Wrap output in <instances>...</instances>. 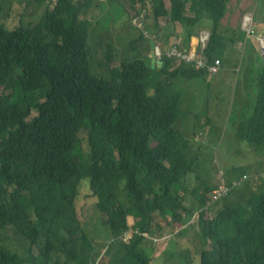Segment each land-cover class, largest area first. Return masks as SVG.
Instances as JSON below:
<instances>
[{"label":"trees","instance_id":"1","mask_svg":"<svg viewBox=\"0 0 264 264\" xmlns=\"http://www.w3.org/2000/svg\"><path fill=\"white\" fill-rule=\"evenodd\" d=\"M103 1L111 11L122 4L127 12V21L117 18L114 30L138 20L127 37L136 54L122 59L113 73L112 44L97 64L107 73H96L92 66L91 32L84 17L94 0H37L44 12L36 21L37 16L21 20L13 30L0 23V264H38L32 251L43 264H89L87 257L76 261L69 244L81 229L79 220L63 236L62 227L52 231L44 217L56 191L76 215L83 187L112 237L122 242L118 254L110 251L112 264H152L153 239L175 225L185 226L199 210L197 231L204 247L209 246L200 252V264H264V178L248 179L242 171L246 180L234 179L226 170L227 183L237 186L210 207L211 217L205 219L209 211L204 209L221 181L219 177L212 185L197 178V156L183 133L182 95L173 79L206 78L207 70L180 65L170 74L173 61L152 68L150 56L136 49L161 42L158 23L165 17L174 27L168 38L182 32L189 50L191 38L206 30L203 55L208 64L219 59L223 69L226 55L240 54L235 49L239 26L236 31L222 24L232 0ZM2 10L0 0V14ZM10 86L16 90L8 92ZM258 86L248 131L242 130L239 139L263 146L264 67ZM191 176L199 183L193 189ZM250 179L256 182L243 187ZM189 193L199 201L197 208L186 206ZM130 229L138 232L125 243L123 235ZM9 230L29 243V256L5 245L2 234Z\"/></svg>","mask_w":264,"mask_h":264},{"label":"rangeland","instance_id":"2","mask_svg":"<svg viewBox=\"0 0 264 264\" xmlns=\"http://www.w3.org/2000/svg\"><path fill=\"white\" fill-rule=\"evenodd\" d=\"M31 1L32 6H29ZM35 1L37 0H2L3 10L0 14V23L6 30H13L19 27L21 20L26 23L25 21H28L29 17L37 16L35 17L36 21L42 16L44 6ZM259 1L232 0L227 18L222 21L225 28L231 26L237 31L236 26H239L238 39L241 37V40L235 49L242 52L241 54L236 52L235 58L226 55L225 66L217 75L193 79L178 76L173 79L175 89L182 95L183 133L192 140L193 151H195L193 154L197 156L195 171L197 178L202 181L206 180L212 185L219 181L220 176L226 177V170L228 177L234 179L246 180L244 179L245 175L248 176V179L257 175L264 178V145L255 146L256 144L239 139L242 130L248 131L247 124L253 115L252 112L255 111L259 93L258 81L264 67V48L261 45V42H264V6ZM262 1L264 2V0ZM94 2L90 14L84 17L89 22L91 32L92 66L96 73H107L105 66L99 68L97 64L99 59L107 54L108 45L112 44L115 49L111 68V73H113L119 68L122 59L133 57L136 54V51L131 50L127 42L133 25L122 28L121 31L113 30L117 18L122 22L128 19L124 6L116 4L111 11L109 5H105L103 0H94ZM100 4L105 7L103 11L98 6ZM125 5L126 9L130 11L129 3ZM167 6H170L169 3ZM255 8L261 17L260 20L259 16H255ZM24 11H26V15L21 17V13ZM158 25L161 28L160 36L165 37L174 32L172 23L165 17L159 19ZM102 27L108 28L104 31ZM203 38H205L204 35ZM146 46H148L147 43L141 44L136 49L141 50L142 53L143 47ZM164 46L168 47L167 43H164ZM201 48L203 46H200L199 49ZM102 61L104 63L105 58ZM235 66L241 70L240 76L237 69L231 68ZM176 67L175 65L167 71L171 74ZM15 90L16 86H10L7 91L14 92ZM84 149V159L86 160L88 148L85 144ZM189 180L188 184L191 189L199 185L193 176ZM86 181L89 186V179ZM255 182L250 179L243 187H249ZM53 195V202L44 215L45 219L50 221V229L54 231L57 227H62L61 234L66 236L65 229L72 228L76 219L81 224V229L74 236L75 240L72 239L73 241L69 243L73 249L75 260L87 257L90 260L89 264H112L111 253L118 254L122 242L119 238H113L111 231L105 227L106 218L99 214L95 207V201L89 197L86 188H82L77 198L76 215H73L67 204L59 198L57 191ZM185 204L188 208H197L199 201L189 193L185 197ZM201 211L194 212L191 220L185 226L175 225L173 231L168 229L166 231L168 238L164 240L161 238L154 242L152 264H200V252L209 248V246L204 247L197 231L198 221L201 220ZM210 215V211L206 212L205 219H210ZM167 218L169 221L172 219L171 215H168ZM183 219L187 220L186 214H183ZM129 222L131 226L134 223L132 218ZM2 236L7 237L4 243L12 251L19 253L22 257L29 256L27 241L18 237L12 230L3 233ZM118 241L121 244H115ZM92 247L93 250L90 249ZM32 253L38 264L44 263L36 251H32ZM95 254L98 256L94 257ZM61 262L63 263V260ZM130 262L134 263L132 259Z\"/></svg>","mask_w":264,"mask_h":264},{"label":"built area","instance_id":"3","mask_svg":"<svg viewBox=\"0 0 264 264\" xmlns=\"http://www.w3.org/2000/svg\"><path fill=\"white\" fill-rule=\"evenodd\" d=\"M206 38L207 35L205 36V38L202 37L203 48H201L200 50H188L185 48L182 42L175 41L171 43L172 47L167 52H163L160 48H158L156 51V58L162 64L165 63L167 59L173 61V64L176 66L185 65L195 71L207 70L209 76L217 75L221 70V62L219 60H215L213 64H208L207 59L203 56ZM261 45L262 48H264V42H262ZM244 179H246V177H244ZM220 181V187L210 196L207 202V208L204 209L205 211H209L210 207L218 199H222L228 196L230 192L233 191L237 186V183L229 185L225 177L220 176ZM131 238L132 236L130 234L123 235V240L125 242H128Z\"/></svg>","mask_w":264,"mask_h":264},{"label":"crops","instance_id":"4","mask_svg":"<svg viewBox=\"0 0 264 264\" xmlns=\"http://www.w3.org/2000/svg\"><path fill=\"white\" fill-rule=\"evenodd\" d=\"M113 29V28H112ZM161 29V28H160ZM114 30V29H113ZM115 31H121V30H116L115 29ZM202 31H206V30H202ZM202 31H197V33H196V35L195 36H193L192 38H191V40H190V43H189V48H192V49H199L200 48V46H201V44H200V35H201V33H202ZM160 34H161V31H160V33H159V38H161L162 40H161V42L159 43V45H161V46H163L164 45V43H167V45L169 46L172 42H175L176 40H180V41H182L184 44H185V39H184V35H183V33L182 32H178L177 34H175V35H172L171 37H169L168 38V36L170 35V34H172V33H169L167 36H160ZM199 38V39H198ZM172 41V42H171ZM238 44V43H237ZM245 44H246V42L243 44L244 46H245ZM237 46V45H236ZM138 51H140L141 52V50H138ZM240 52V51H239ZM149 53H150V48L149 47H143V51H142V54L143 55H149ZM242 52H240V54H241ZM232 71H234L233 69H231ZM237 71V73L239 74V76H240V74H241V70L240 69H237L236 70Z\"/></svg>","mask_w":264,"mask_h":264},{"label":"clouds","instance_id":"5","mask_svg":"<svg viewBox=\"0 0 264 264\" xmlns=\"http://www.w3.org/2000/svg\"><path fill=\"white\" fill-rule=\"evenodd\" d=\"M136 21H137V19H134L133 21H132V24L133 25H138L137 23H136ZM203 35L204 36H206L207 35V40H208V33L207 32H202L201 33V35H200V44H201V46H203V44H202V37H203ZM176 41H180L179 39L178 40H176ZM151 42H154V44H155V47H156V49H155V53H156V51H157V49L158 48H160L161 47V45H159V44H156V42L155 41H151ZM180 42H182V41H180ZM183 43V42H182ZM206 43H207V41H206ZM151 45V44H150ZM183 45H184V43H183ZM185 46V45H184ZM205 46H206V44H205ZM186 48V47H185ZM205 48V47H204ZM150 50H151V47H150ZM190 50H200V49H190ZM149 56H150V53H149ZM157 59V58H156ZM158 61V60H157ZM160 62V61H159ZM161 63V62H160ZM164 64V63H163ZM163 64L161 63V65L163 66ZM156 66L158 67V64H156ZM175 65H173V66H171L170 68H172V67H174ZM178 67V66H177ZM159 68V67H158ZM170 68L168 69V70H170ZM209 76V75H208ZM196 226V225H195Z\"/></svg>","mask_w":264,"mask_h":264},{"label":"bare ground","instance_id":"6","mask_svg":"<svg viewBox=\"0 0 264 264\" xmlns=\"http://www.w3.org/2000/svg\"><path fill=\"white\" fill-rule=\"evenodd\" d=\"M138 21V20H137ZM144 21V20H143ZM138 23V22H137ZM142 27V26H141ZM145 34V33H144ZM149 35H151L150 33H149ZM199 39V38H198ZM172 42V41H171ZM262 43V42H261ZM151 47V46H150ZM171 47H172V45L170 44L168 47H166V46H161L160 47V49H161V51H163V52H167V51H169L170 49H171ZM186 47V46H185ZM197 49V48H196ZM189 50V49H188ZM204 56V55H203ZM219 60V59H218ZM165 64V63H164ZM222 67V66H221ZM138 231H135V230H133V229H130L129 230V232H126L125 234H130L132 237H133V234L134 233H137ZM169 233V232H168ZM175 234V233H174ZM170 237V236H169ZM161 238L164 240V239H166V238H168L167 237V235L166 234H164V236L163 237H157V238H154L153 240H154V242L156 241V240H161ZM132 239V238H131ZM160 242V241H159ZM150 243V242H149ZM150 249V248H149Z\"/></svg>","mask_w":264,"mask_h":264},{"label":"water","instance_id":"7","mask_svg":"<svg viewBox=\"0 0 264 264\" xmlns=\"http://www.w3.org/2000/svg\"><path fill=\"white\" fill-rule=\"evenodd\" d=\"M155 49H156V47H155L154 42H151V50H150L151 66H152V68H155L156 67V64H158V67L160 68V67H162V65L156 59Z\"/></svg>","mask_w":264,"mask_h":264}]
</instances>
